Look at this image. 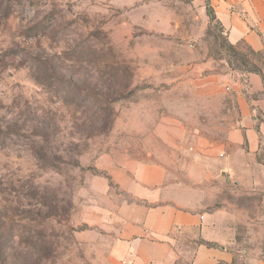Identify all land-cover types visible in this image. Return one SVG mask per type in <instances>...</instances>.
Here are the masks:
<instances>
[{"label": "rangeland", "instance_id": "rangeland-1", "mask_svg": "<svg viewBox=\"0 0 264 264\" xmlns=\"http://www.w3.org/2000/svg\"><path fill=\"white\" fill-rule=\"evenodd\" d=\"M207 10L0 0V264H114L123 208L150 207L129 191L139 167L171 184L211 174L203 211H223L228 248L264 258V138L260 167L225 165L241 117L227 87L264 75V53L231 44Z\"/></svg>", "mask_w": 264, "mask_h": 264}, {"label": "crops", "instance_id": "crops-1", "mask_svg": "<svg viewBox=\"0 0 264 264\" xmlns=\"http://www.w3.org/2000/svg\"><path fill=\"white\" fill-rule=\"evenodd\" d=\"M198 4L211 10L231 44L240 42L264 53V0H198ZM246 80L245 91L227 87L234 93L241 116L226 143L225 165L233 173L261 166L256 158L264 138V82L255 73H249ZM216 152L210 150L209 154L216 158ZM199 167L206 169L205 165ZM210 176L206 172L198 178L189 175L182 184H171L163 168L139 167L137 182L129 191L150 207L129 204L123 208L125 226L112 248L113 263L264 264V258L226 246L224 233L230 228L223 223L222 210L203 211L201 187ZM249 182L252 184V179Z\"/></svg>", "mask_w": 264, "mask_h": 264}, {"label": "trees", "instance_id": "trees-1", "mask_svg": "<svg viewBox=\"0 0 264 264\" xmlns=\"http://www.w3.org/2000/svg\"><path fill=\"white\" fill-rule=\"evenodd\" d=\"M207 15L209 16V18H210L211 20H215V17H214V15L212 14L211 10H207ZM247 49H248V53L251 54V55H260V54H261L260 52H255V51L251 50V49L248 48V47H247ZM251 72L260 75V76L262 77L263 82H264V75H263V73L261 72V70H259V69L257 68V69H255L254 71H251ZM263 94H264V92H263Z\"/></svg>", "mask_w": 264, "mask_h": 264}]
</instances>
